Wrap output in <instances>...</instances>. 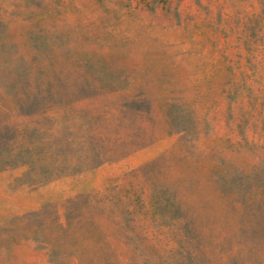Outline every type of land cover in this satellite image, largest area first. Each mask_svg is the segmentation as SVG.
<instances>
[{
	"label": "rangeland",
	"instance_id": "rangeland-1",
	"mask_svg": "<svg viewBox=\"0 0 264 264\" xmlns=\"http://www.w3.org/2000/svg\"><path fill=\"white\" fill-rule=\"evenodd\" d=\"M0 264H264V0H0Z\"/></svg>",
	"mask_w": 264,
	"mask_h": 264
}]
</instances>
